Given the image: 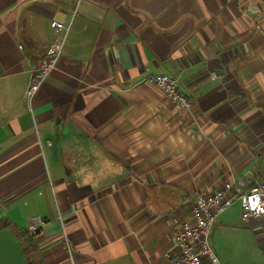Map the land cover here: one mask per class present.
<instances>
[{
    "label": "crops",
    "instance_id": "crops-1",
    "mask_svg": "<svg viewBox=\"0 0 264 264\" xmlns=\"http://www.w3.org/2000/svg\"><path fill=\"white\" fill-rule=\"evenodd\" d=\"M53 20L70 31L29 105ZM229 182H264V0H0V264H170L184 197Z\"/></svg>",
    "mask_w": 264,
    "mask_h": 264
},
{
    "label": "built area",
    "instance_id": "built-area-1",
    "mask_svg": "<svg viewBox=\"0 0 264 264\" xmlns=\"http://www.w3.org/2000/svg\"><path fill=\"white\" fill-rule=\"evenodd\" d=\"M50 26L58 36L46 50L40 65L31 72L25 92V99L29 105L48 75L57 67L71 21L67 24L53 20ZM144 82L155 85L183 111L190 109L194 104L193 100L179 89L178 79L172 75L152 74L148 75ZM184 201L191 203V216L186 220L174 219L172 239L176 250L167 254V261L170 264H221L210 242L216 219L234 203L240 204L241 218L244 222L263 218L264 182H259L250 189H243L242 184L229 182L220 189L185 196ZM43 224V219L34 217L29 223L28 231L37 233Z\"/></svg>",
    "mask_w": 264,
    "mask_h": 264
},
{
    "label": "rangeland",
    "instance_id": "rangeland-1",
    "mask_svg": "<svg viewBox=\"0 0 264 264\" xmlns=\"http://www.w3.org/2000/svg\"><path fill=\"white\" fill-rule=\"evenodd\" d=\"M215 221L210 237L211 245L223 264H264V253L252 234L242 230L238 205L227 208ZM231 222L230 225L226 223ZM246 237V243L236 239ZM219 248V249H218Z\"/></svg>",
    "mask_w": 264,
    "mask_h": 264
},
{
    "label": "trees",
    "instance_id": "trees-1",
    "mask_svg": "<svg viewBox=\"0 0 264 264\" xmlns=\"http://www.w3.org/2000/svg\"><path fill=\"white\" fill-rule=\"evenodd\" d=\"M24 235V239H25V242H26V248L28 250V252H34L35 250V239H36V236H37V233H30L29 231H25L23 233Z\"/></svg>",
    "mask_w": 264,
    "mask_h": 264
},
{
    "label": "water",
    "instance_id": "water-1",
    "mask_svg": "<svg viewBox=\"0 0 264 264\" xmlns=\"http://www.w3.org/2000/svg\"><path fill=\"white\" fill-rule=\"evenodd\" d=\"M38 232H39V231H38ZM38 232H37V233H38Z\"/></svg>",
    "mask_w": 264,
    "mask_h": 264
}]
</instances>
